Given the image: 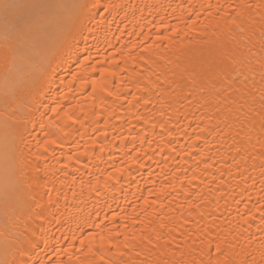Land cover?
Returning <instances> with one entry per match:
<instances>
[{"label":"bare ground","instance_id":"1","mask_svg":"<svg viewBox=\"0 0 264 264\" xmlns=\"http://www.w3.org/2000/svg\"><path fill=\"white\" fill-rule=\"evenodd\" d=\"M84 2L72 47L37 86L44 130H33L37 113L28 125L31 136L25 133L27 146L13 144L4 127L15 103L6 109L0 101V260L167 264L180 258L172 252L191 236L199 264L207 229L213 259L220 242L234 264H264V224L256 211L257 201L264 203V176L251 158L260 150L259 125L255 147L238 156L231 147L238 129L237 113L229 109L235 106L214 91L221 83L218 65L233 52L237 6L261 0H95L97 8L93 0ZM262 15L264 8H254L241 25L256 44L253 52ZM35 42L40 48L42 37ZM9 67L0 60V87ZM23 70L19 64L14 69ZM45 132L56 141L45 145L54 187L31 188V162L45 163L34 155L43 151ZM5 181L12 196L7 205ZM49 191L52 203H46ZM33 196L45 206L41 220L30 218L38 211ZM248 209L254 220L244 215ZM26 227L37 236L42 231L47 246L20 257L15 241L21 232L27 236ZM170 232L175 239L165 247Z\"/></svg>","mask_w":264,"mask_h":264},{"label":"snow or ice","instance_id":"2","mask_svg":"<svg viewBox=\"0 0 264 264\" xmlns=\"http://www.w3.org/2000/svg\"><path fill=\"white\" fill-rule=\"evenodd\" d=\"M92 8L99 7V4L93 0ZM88 8V4L84 0H72L68 3L67 0H0V20H2V27H0V60L5 65H11L4 76L3 86L0 87V101L3 102L6 109L10 108L13 103L15 107L11 109V116L5 120L4 127L12 131V143L24 144L27 146L28 136L32 132L28 125L33 124L36 114L40 113V119L33 125L41 127L43 131V116L46 112H41L40 109L44 106V102L40 99L37 86L49 77L54 69L52 65L61 53H66L72 47L70 41L75 40L76 26L79 22V17L84 10ZM264 8V0L260 4H241L237 6L235 12V19L233 24L237 29V35L233 37V52L230 53L218 65V79L221 81L220 87L215 88L214 91L219 92L224 96V103L226 105H233L229 111L237 113L233 120V126L238 130L232 137L233 143L231 147L238 156H243L250 153L255 147L252 144V133L256 130V125H259V134L255 137L256 143L260 145L258 153L252 155L253 160L259 161V168L261 175L264 176V15L261 16V31L259 33V40L256 42L259 47L258 51L253 52L256 44L253 43L252 36L247 35V31L242 24L248 20L252 9ZM236 20H240L237 24ZM40 35L42 37V45L37 47L35 37ZM239 37L240 39H237ZM243 45V51L236 54V50ZM17 64L22 65V72H15L14 69ZM259 65L258 75L260 77V87L257 88L255 84L256 67ZM251 80L252 88L248 87V81ZM227 93V95H225ZM233 94H235L234 98ZM258 105V108H257ZM51 111V109H47ZM72 119L71 116L68 117ZM70 127V126H69ZM240 137V139H237ZM48 133L45 132V140L40 147L43 151L38 152L36 160H44V165L41 166L35 161L31 162L30 168L35 173L29 179L31 181L29 187L48 188L49 185L54 187L52 178L48 175L49 165L48 148L46 144H55V140L48 141ZM200 137H197L199 139ZM30 151V150H29ZM55 157L53 156V159ZM71 159V157H69ZM235 159V157H233ZM79 163L80 157H76ZM256 165L253 164V167ZM23 172V169H21ZM264 184V180L261 181ZM15 201L18 203L21 199L20 193L22 189L17 185L14 189ZM264 191V188H262ZM59 194V193H57ZM48 197L46 203H52L51 192H45ZM4 202L7 205L12 200L9 193L7 181L3 188ZM35 201V197H31ZM264 200V197L261 198ZM260 205L256 211L260 213L261 223L264 224V203L257 201ZM247 208V205H245ZM255 207V206H253ZM34 217L31 219L41 220L45 217V206L39 201H35ZM252 209L245 212V216H249L254 220L255 215H249ZM247 222V221H246ZM27 231V236L24 232L19 233L16 237V249L20 257L28 255L29 250H34L39 247L41 243L47 246V242L40 232L37 236L36 232ZM181 235H185L181 233ZM170 240L165 247H168L174 241V237L169 233ZM203 238L200 243L203 245L199 250L200 261L199 264H234L228 258V253L221 248L220 242L216 243L214 251L217 256L213 259L212 241L210 239L211 233L207 229L202 231ZM162 237L157 234L155 240L157 241L155 247L159 248V241ZM191 241V244L188 241ZM219 241V237H217ZM148 244H152V239L147 240ZM196 240L188 236V240L184 241V247L177 246L172 252L175 256L179 253L180 258L172 259L167 264H197V260L193 256L196 249L193 245ZM9 245L5 244L6 253ZM185 256L188 258L185 259ZM224 256L221 260L220 257ZM206 258V259H205ZM0 264H29L26 259H12L7 258L0 260ZM35 264V262H33ZM154 264H160L159 261ZM253 264L255 262L253 261Z\"/></svg>","mask_w":264,"mask_h":264}]
</instances>
